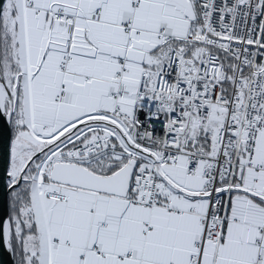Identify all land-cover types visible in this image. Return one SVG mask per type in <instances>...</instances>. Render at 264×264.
Returning <instances> with one entry per match:
<instances>
[{
    "label": "snow or ice",
    "instance_id": "6c2138e0",
    "mask_svg": "<svg viewBox=\"0 0 264 264\" xmlns=\"http://www.w3.org/2000/svg\"><path fill=\"white\" fill-rule=\"evenodd\" d=\"M5 135L12 264H264V0H0Z\"/></svg>",
    "mask_w": 264,
    "mask_h": 264
},
{
    "label": "water",
    "instance_id": "95a60500",
    "mask_svg": "<svg viewBox=\"0 0 264 264\" xmlns=\"http://www.w3.org/2000/svg\"><path fill=\"white\" fill-rule=\"evenodd\" d=\"M8 160V137L5 135L0 139V193L4 188V173L7 168ZM6 196V193L4 194ZM2 224V221H0ZM0 264H12L11 258L4 249L2 230H0Z\"/></svg>",
    "mask_w": 264,
    "mask_h": 264
}]
</instances>
